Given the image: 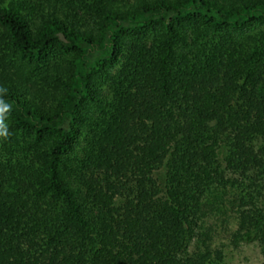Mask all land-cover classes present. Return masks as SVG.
I'll use <instances>...</instances> for the list:
<instances>
[{
	"label": "trees",
	"instance_id": "trees-1",
	"mask_svg": "<svg viewBox=\"0 0 264 264\" xmlns=\"http://www.w3.org/2000/svg\"><path fill=\"white\" fill-rule=\"evenodd\" d=\"M221 235L264 258V0H0V264Z\"/></svg>",
	"mask_w": 264,
	"mask_h": 264
},
{
	"label": "rangeland",
	"instance_id": "rangeland-1",
	"mask_svg": "<svg viewBox=\"0 0 264 264\" xmlns=\"http://www.w3.org/2000/svg\"><path fill=\"white\" fill-rule=\"evenodd\" d=\"M222 247L226 254V264H262L264 258L261 249L256 245L242 244L238 248L229 246L225 236L217 237L216 245Z\"/></svg>",
	"mask_w": 264,
	"mask_h": 264
},
{
	"label": "water",
	"instance_id": "water-1",
	"mask_svg": "<svg viewBox=\"0 0 264 264\" xmlns=\"http://www.w3.org/2000/svg\"><path fill=\"white\" fill-rule=\"evenodd\" d=\"M61 37L63 38V36L61 35Z\"/></svg>",
	"mask_w": 264,
	"mask_h": 264
}]
</instances>
